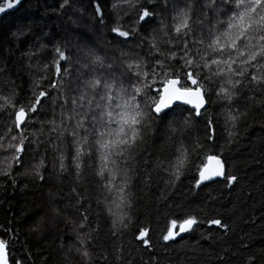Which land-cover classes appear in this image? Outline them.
<instances>
[{
    "label": "trees",
    "instance_id": "obj_1",
    "mask_svg": "<svg viewBox=\"0 0 264 264\" xmlns=\"http://www.w3.org/2000/svg\"><path fill=\"white\" fill-rule=\"evenodd\" d=\"M96 2L103 6V23H98L101 17L93 14ZM115 2L70 0V6L61 9L63 0H25L15 12L0 18V96L15 92L17 101L27 103L34 91L48 85L49 81L45 80L40 89L35 87L45 75L44 65H51L57 58L55 47L59 45L69 57L68 61L60 62L68 69L61 99L55 104L45 99L46 107L33 117L34 122H29L27 135L33 142L23 155V164L11 161V151L0 148V171L7 169L9 163L12 165L10 175H0V239L8 243L11 263L264 264V104L258 103L264 100V86L258 88L253 84L241 90L234 106L241 112L247 110V115L231 129V124L226 123L228 105L218 101L215 95L219 80L208 85L212 91L206 96L205 116L195 118L187 131L174 134L176 141L183 140L189 145L200 138L206 147L193 155L190 170L174 186L167 183L169 174L166 171L176 147L168 141L170 125L175 121L178 127L188 113L181 115V109H176L167 121L154 125L155 132L149 134L146 143L137 149L132 163L135 169L129 188L132 207L124 209L131 222L118 236L111 233L115 217L108 209L119 210L111 203L112 195L102 187L104 180L97 175L100 163L97 153L93 149L91 156L84 157L82 175L78 178L73 160L75 145L69 134L71 124L69 132L62 136L59 132L49 131L52 125L48 122L55 120L59 125L62 111L72 113V99L79 95L82 82L90 78V70L82 67L86 62V47L105 59V66L97 67L95 74L103 76L112 70L117 75L126 73L121 52L128 54L127 58L150 60L147 39L143 44L141 40L150 38L154 30L159 32L160 29L168 32L169 38L175 36L173 17L188 0H152L147 7L154 16L148 23L141 22L142 27L137 25L138 35L130 36L126 41L109 31L117 18L112 8ZM145 2L139 0V3ZM207 2L195 0L194 35L190 33L187 37L192 45L203 36L204 43L195 46L202 52L207 50L212 39L209 30L215 34L217 22L226 21L229 9L234 7V0L228 5L216 0L217 12L204 8ZM120 15L127 27L136 20L135 12L126 5ZM176 50L179 55V49ZM109 64L112 69L107 67ZM53 70L49 69L50 79H56L51 75ZM253 71L255 69H249V72ZM49 92L56 96L55 90L49 89ZM85 110L86 107L80 111ZM208 115L214 121L213 140L205 139ZM10 124L8 116L0 112V136ZM229 130L236 134L230 144ZM222 145H226L222 159L227 161L228 172L236 175L238 181L231 187H225L221 180L196 188V166L203 160L207 147H212L213 153L218 154ZM61 153L65 157L63 171L60 168ZM41 159L43 180L35 176L33 167ZM53 208L59 209L58 216L53 213ZM188 215L197 217L198 226L179 239L164 241L162 236L168 222ZM216 218L226 223L228 229L208 223ZM81 223L83 228L79 227ZM140 229H147L145 239L149 240V245L137 239ZM81 239L86 241L84 245H81ZM84 248L89 252V258L77 251Z\"/></svg>",
    "mask_w": 264,
    "mask_h": 264
},
{
    "label": "snow or ice",
    "instance_id": "obj_2",
    "mask_svg": "<svg viewBox=\"0 0 264 264\" xmlns=\"http://www.w3.org/2000/svg\"><path fill=\"white\" fill-rule=\"evenodd\" d=\"M19 2L20 0H4V3H0V13L12 9ZM151 2L152 0H146L145 3H139V0H116L112 8L117 18L109 31L124 38L125 41L130 36L138 35L137 25L142 27L141 22L148 23L154 16V12L147 7ZM232 2L233 0H222L225 5ZM125 5L136 14V20L131 27L123 23L120 15V10ZM194 5L195 0H188L183 8L177 9L173 17L176 21L173 25L175 36L169 38V33L160 29L159 32L154 30L150 38L145 37L141 40L143 44L147 39L150 60L127 58L128 54L121 52V56L125 58L126 73L117 75L115 70H112L103 76L95 74L97 67L105 66V59L94 49L86 47V62L82 67L90 70V78L82 82L79 95L72 99V113L65 114L62 111L59 125L55 120L48 122L52 125L49 131L59 132L61 136L69 132V124H71L69 134L73 137L75 145L73 160L78 178L82 175L84 157L91 156L93 149L97 153L100 162L97 175L104 180L102 187L112 195L111 203L119 210L113 212L111 208L108 209L109 214L115 217L111 223L113 236H118L131 222L124 209L132 207V193L129 190L132 174L135 171L132 163L137 149L146 143L149 134L155 132L154 125L157 122L167 121L176 109H181V115L184 112L188 113L179 122L178 127L175 126V121L170 125L168 141L174 143L176 147L166 171L169 174L167 183L169 186H174L186 171L190 170L193 155H198L206 147L200 138L192 140L189 145L183 140L176 141L174 134L187 131L195 118L205 116L208 103L206 96L212 91L208 85L219 80L215 95L218 101H224L228 105L226 123L231 124V129H235L241 117L247 115V110L241 112L234 106L241 90L253 84L258 88L264 86V0H234V7L229 9L227 20L217 22L215 34L211 29L209 30L212 39L206 46L207 50L203 52L195 47L204 43L203 36L199 40H194L192 45L187 39L190 33L194 35L192 19ZM65 6H70V0H63L60 4L61 9ZM102 7L100 2L95 3L93 14L101 17L98 23H103ZM204 8L219 12L216 0H208ZM174 41L180 43L175 44ZM176 49H179V55ZM55 52L57 58L51 65H44L45 75L40 77V82L35 87L40 89L41 83L45 80L49 81L48 85L43 90L34 91L27 103L17 101L15 92L0 96L2 101L0 112L5 113L11 120L3 136H0V148L11 151L10 159L16 164H23V155L27 154V147L33 142L27 135L29 122L39 114L40 109L46 107L45 99L55 104L64 93L68 69L63 68L60 62L68 61L69 57L59 45L55 47ZM107 67L112 69L110 64ZM50 68L54 69L51 75L56 79H50L48 74ZM249 69L255 71L249 72ZM49 89L55 90V97L50 94ZM64 103L67 104L66 97ZM258 103L264 104V100ZM85 107L87 110L80 111ZM202 109L204 112L201 111ZM213 123V119L208 115L205 124L208 129L206 140L214 139ZM60 129L63 131H59ZM235 135L232 130L228 131L229 144L234 141ZM36 142L39 143L38 140ZM225 147L226 145H222L218 154L213 153L212 147H207L203 160L196 166L198 174L195 178L196 188L221 180L225 187H231L238 181L236 175L228 172L227 161L222 159ZM59 159L63 171L65 170L63 153ZM11 166L9 163L7 169L0 171V175H10ZM42 166L43 159L33 166L35 176L40 180L44 179L40 172ZM104 199L108 201V196ZM53 213L58 216L59 209L53 208ZM84 220H87V216ZM199 223L200 221L193 215L171 219L162 239L175 240L182 233L193 231L194 226H198ZM208 223L228 229V225L220 218L211 219ZM79 227L83 228L84 224L81 223ZM147 235V229H140L137 239L142 240L144 245H149V240L145 239ZM85 243L86 241L81 239V245ZM77 251L81 252L83 257L89 258L86 248ZM0 264H9L8 243L3 239H0Z\"/></svg>",
    "mask_w": 264,
    "mask_h": 264
},
{
    "label": "water",
    "instance_id": "obj_3",
    "mask_svg": "<svg viewBox=\"0 0 264 264\" xmlns=\"http://www.w3.org/2000/svg\"><path fill=\"white\" fill-rule=\"evenodd\" d=\"M25 0H20V2L18 4H15L14 7L12 9H6V12L5 13H0V18L8 15L9 13L11 12H15L23 3H24ZM0 3H4V0H0ZM66 54V53H65ZM207 99V98H206ZM190 107V106H189ZM208 107V103L206 105V108ZM202 112H204V110L202 109L201 110ZM184 233H182L180 236L176 237L175 239H179L180 237L183 236ZM9 264H12L11 261H10V256H9Z\"/></svg>",
    "mask_w": 264,
    "mask_h": 264
}]
</instances>
